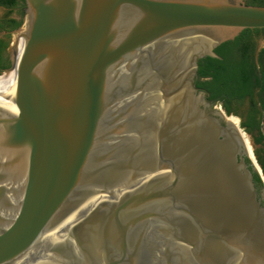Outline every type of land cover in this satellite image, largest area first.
<instances>
[{"label":"water","instance_id":"1","mask_svg":"<svg viewBox=\"0 0 264 264\" xmlns=\"http://www.w3.org/2000/svg\"><path fill=\"white\" fill-rule=\"evenodd\" d=\"M23 1L16 86L0 88V264H264L256 146L247 134L252 161L194 84L264 7ZM194 36L207 49L168 69L150 53Z\"/></svg>","mask_w":264,"mask_h":264},{"label":"trees","instance_id":"2","mask_svg":"<svg viewBox=\"0 0 264 264\" xmlns=\"http://www.w3.org/2000/svg\"><path fill=\"white\" fill-rule=\"evenodd\" d=\"M246 5L263 6L264 0H244ZM5 13L0 17V32H7V40L0 39L2 54L9 49L10 34L22 24L25 11L23 0H0ZM18 16L19 21L13 16ZM262 46L258 50V41ZM258 50V52H257ZM257 52V53H256ZM215 57H204L197 63L195 86L208 95V101L220 105L226 115L240 119V128L250 135L254 145H264L261 122L264 116V29H246L233 40L214 49ZM0 76L11 66L6 60ZM259 149L254 154L264 178V159ZM252 152V151H251ZM249 165V160L245 159ZM251 169V168H250ZM258 193L263 187L259 174L251 171Z\"/></svg>","mask_w":264,"mask_h":264},{"label":"bare ground","instance_id":"3","mask_svg":"<svg viewBox=\"0 0 264 264\" xmlns=\"http://www.w3.org/2000/svg\"><path fill=\"white\" fill-rule=\"evenodd\" d=\"M210 44V40L202 37H188L184 39L168 41L166 43L157 45L153 49L150 50V53L158 51L160 53L158 60L161 63L163 68H169L170 65L176 61L177 57L181 56L185 51L188 53L201 52L207 49ZM24 48V39L21 37L17 40L16 45V56L14 59V67L12 70L8 72H4L0 76V88L2 87H10L16 86V74H17V66L20 60L22 51ZM147 69H144L146 71ZM218 114L230 125L234 127V129L240 135L246 149L248 150V154L253 161L252 157V144L250 137L241 130L240 123L238 124L237 118L233 116H222V111L220 112L218 109ZM251 150V151H250ZM221 264H229L228 260H220Z\"/></svg>","mask_w":264,"mask_h":264},{"label":"flooded vegetation","instance_id":"4","mask_svg":"<svg viewBox=\"0 0 264 264\" xmlns=\"http://www.w3.org/2000/svg\"><path fill=\"white\" fill-rule=\"evenodd\" d=\"M3 9V8H2ZM1 17V16H0ZM16 20H18L19 21V17L18 16H13ZM7 36H8V33L7 32H0V39L1 40H3V41H6L7 40ZM10 36H11V34H10ZM259 48H261V47H258V50H259ZM258 50H257V52H258ZM256 52V53H257ZM6 60H10V58H9V53H8V50L6 51V52H4L3 54H2V59H1V62H0V69H2L3 68V66L2 65H4L5 64V61ZM195 78H196V76L194 77V82H195ZM204 93V92H203ZM205 95H206V98H205V100H206V102L209 104V108H213L214 110H216V107H217V104L215 105V104H213L211 101H208V95L206 94V93H204ZM221 107V106H220ZM261 132H262V134H263V136H264V116H263V121L261 122ZM256 146V149H259L260 151H259V154H260V157L262 158V159H264V145H255ZM263 176V175H262Z\"/></svg>","mask_w":264,"mask_h":264},{"label":"rangeland","instance_id":"5","mask_svg":"<svg viewBox=\"0 0 264 264\" xmlns=\"http://www.w3.org/2000/svg\"><path fill=\"white\" fill-rule=\"evenodd\" d=\"M5 13V10L4 9H2V8H0V16H2L3 14ZM14 39H15V36L14 35H11V38H10V46H9V49H8V53L10 52V48H11V46L14 44ZM258 46L259 47H261L262 46V41L261 40H259L258 41ZM4 73V72H3ZM219 105H217V107H216V110L218 109L220 112H221V110H222V108L220 107H218ZM213 109V108H212ZM214 110V109H213ZM223 111V110H222ZM237 121H238V124L240 123V119L239 118H237ZM251 151V150H250ZM252 155V154H251Z\"/></svg>","mask_w":264,"mask_h":264},{"label":"built area","instance_id":"6","mask_svg":"<svg viewBox=\"0 0 264 264\" xmlns=\"http://www.w3.org/2000/svg\"><path fill=\"white\" fill-rule=\"evenodd\" d=\"M218 107L220 108V105Z\"/></svg>","mask_w":264,"mask_h":264}]
</instances>
